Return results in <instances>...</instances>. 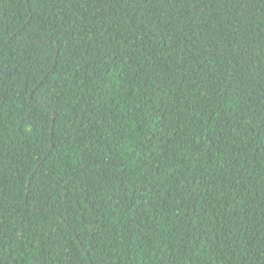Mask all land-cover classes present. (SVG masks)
<instances>
[{
    "label": "trees",
    "instance_id": "obj_1",
    "mask_svg": "<svg viewBox=\"0 0 264 264\" xmlns=\"http://www.w3.org/2000/svg\"><path fill=\"white\" fill-rule=\"evenodd\" d=\"M0 264H264V0H0Z\"/></svg>",
    "mask_w": 264,
    "mask_h": 264
}]
</instances>
